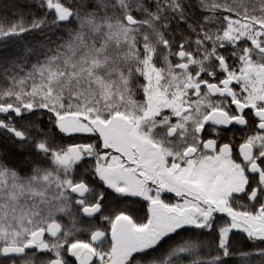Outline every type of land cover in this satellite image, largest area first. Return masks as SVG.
Segmentation results:
<instances>
[{"label": "snow or ice", "instance_id": "obj_1", "mask_svg": "<svg viewBox=\"0 0 264 264\" xmlns=\"http://www.w3.org/2000/svg\"><path fill=\"white\" fill-rule=\"evenodd\" d=\"M0 264H264V0H0Z\"/></svg>", "mask_w": 264, "mask_h": 264}]
</instances>
